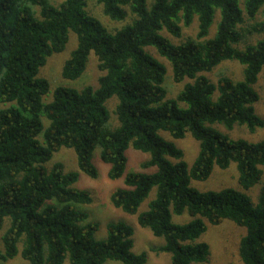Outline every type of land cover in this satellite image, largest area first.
Masks as SVG:
<instances>
[{
	"label": "trees",
	"instance_id": "obj_1",
	"mask_svg": "<svg viewBox=\"0 0 264 264\" xmlns=\"http://www.w3.org/2000/svg\"><path fill=\"white\" fill-rule=\"evenodd\" d=\"M88 1L103 5L113 21H124L128 9L134 19L111 33L86 11ZM149 5L148 0H64L58 6L51 0H0V102L12 104L0 110V231L10 221L0 264L18 256L20 243L29 264L67 259L70 264H147V253L133 252L134 228L126 223L110 224L107 238L97 240V224L76 207L92 203L89 192L74 188L78 174L66 172L61 163L50 170L45 166L62 148L73 149L79 169L96 179L92 156L101 148L109 178L119 180L130 147L151 154L142 168L156 171L127 174L126 188L117 190L111 202L137 215L157 188L148 210L138 215L141 227L166 241L155 252L170 254L171 264H206L210 247L196 243L207 231L205 221L218 226L229 220L246 229L239 245L242 263L264 264V186L256 203L248 195L263 177L264 141L234 140L212 127L221 124L231 131L238 125L251 133L264 127L256 115L254 89L264 69V0H152ZM218 11L217 33L208 39ZM195 17V37L175 44L162 34L182 38L181 24L188 28ZM71 32L77 47L64 64L63 77L79 79L91 53L104 75L97 90L60 87L53 101L44 103L50 84L39 77L40 69L65 51ZM255 35L262 38L250 44ZM148 47L171 64L175 83L192 81L177 99H166V67ZM230 60L245 67L242 82L221 77L214 84L204 75ZM114 96L119 99L117 129L109 127L106 107ZM161 131L177 140L190 134L200 143L191 167ZM232 163L239 188L204 193L192 188V180L207 181L216 167L227 170ZM186 211L189 223L173 222L174 214Z\"/></svg>",
	"mask_w": 264,
	"mask_h": 264
},
{
	"label": "rangeland",
	"instance_id": "obj_2",
	"mask_svg": "<svg viewBox=\"0 0 264 264\" xmlns=\"http://www.w3.org/2000/svg\"><path fill=\"white\" fill-rule=\"evenodd\" d=\"M64 0H51L54 6L60 5ZM149 7L152 0H148ZM37 10V9H36ZM86 11L89 15L97 18L105 28L115 33L127 26L134 19L131 11L128 9V16L124 21H113L108 18L104 13L103 5L98 4L95 1H88ZM220 11H218L214 17V22L209 30L208 39H212L218 29L220 22ZM261 17L259 16L258 19ZM182 38H175L167 31L162 34L169 38L173 43L180 44L188 37H195L198 33L199 21L195 17L190 27H184L183 23ZM70 41L64 52L60 54H54L47 61V64L40 69L39 77L46 79L50 84V93L47 94L43 101L44 103H50L53 101V95L57 88L63 87L73 89L76 91H82L87 87H92L94 90L99 88V79L104 75L98 68V59L94 53H91L89 61L84 74L77 80L65 79L62 75L65 62L70 58L72 52L77 47V35L73 32L70 33ZM262 36H252L249 40L250 44H255ZM146 51L161 62L166 67V75L164 79V88L167 91L168 100H175L179 93H181L185 86L192 83L190 79H186L182 83H175L173 79V68L171 64L161 57L157 50L153 47L146 48ZM245 67L235 60L225 61L212 73H205L204 75L209 80L217 84L221 77H228L235 83L242 82L244 80ZM255 91L259 95V100L255 104L256 115L264 121V69L259 75L258 82L254 86ZM119 103L118 97L114 96L106 103L107 110L110 114L109 127L117 129L120 126L119 120L116 115V108ZM12 104H2L0 102V110L10 107ZM185 107L184 104H181ZM44 127L48 128L50 122L46 117L42 118ZM218 132H221L231 139L238 140L244 139L252 143H258L264 141V127L257 129L254 133L249 132L247 127H240L238 125L231 131L227 130L221 124H215L212 126ZM160 135L167 141L172 142L175 146L184 152V161L191 167L200 151V143L188 134L184 139H174L168 132L161 131ZM40 139H43L40 137ZM128 164L126 167L125 175L119 180H111L108 176L110 171V165L106 164L101 159V148H97L92 156V163L96 167L98 177L93 179L83 173L78 167L77 155L73 149L62 148L59 152L55 153L53 158L45 165L47 169H52L57 163H61L64 166L66 172L77 173L78 179L74 185V188L79 191L89 192L92 197V203L77 205L76 207L87 213L89 216V222L97 224L98 229L95 234L97 240H104L108 235V226L112 223L123 222L134 228V248L133 252L137 255L142 253L148 254L147 264H171L172 257L168 253H157L156 249L163 247L166 241L162 237L155 236L150 229L143 228L138 223V215L145 212L149 208V204L156 198L157 188H154L149 197L142 203L137 215L127 214L121 209L114 207L111 202L112 195L119 189L126 188L125 177L129 173L145 172L153 173L155 168L144 170L142 165L151 159V154L144 153L135 150L130 147L127 151ZM263 171V177L260 183L254 186L248 195L251 197L254 203L259 198L260 191L264 186V167H261ZM238 169L235 163H232L227 170H221L215 168L212 176L207 181H191V186L199 192L220 191L225 188H239L238 185ZM192 220L186 211L183 215H173V222L176 224H187ZM205 221V219H204ZM207 231L202 235L196 243L205 242L210 247V260L206 264H243L239 256V245L241 239L246 234V229L241 228L234 224L232 221L225 220L221 225L213 226L207 220ZM10 226L9 219H6L2 230L0 231V251H4L3 237ZM22 243L19 244L20 253L17 257L9 260L7 264H29L21 256ZM64 264H70L69 259ZM105 264H122L117 261H107Z\"/></svg>",
	"mask_w": 264,
	"mask_h": 264
}]
</instances>
